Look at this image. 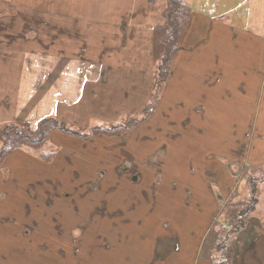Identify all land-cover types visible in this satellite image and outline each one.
<instances>
[{
	"label": "crops",
	"instance_id": "crops-1",
	"mask_svg": "<svg viewBox=\"0 0 264 264\" xmlns=\"http://www.w3.org/2000/svg\"><path fill=\"white\" fill-rule=\"evenodd\" d=\"M97 1L103 9L105 0ZM185 1L192 8V17L159 104L147 121L124 137L95 135L84 142L76 140V149L69 145V150L58 156L55 163L34 159L19 150L6 161L0 172V264H183L186 259L191 264H212L204 254V250L211 249L206 244L211 228L219 222L216 220L220 214L225 215L230 201L240 197L239 194L234 197L237 189L246 184L238 179L240 172L235 175L232 169L237 165L264 166V162L252 163L246 159L249 127L241 123L242 117L247 121L243 111L249 114V104H264V0ZM235 1H239L240 7L225 8ZM154 2L156 5H151L150 0H136L128 8L120 6L128 10L120 17L104 9L108 16L98 22L66 14L52 15L48 23L34 17L19 19L20 23L1 19V50L16 44V49L23 53L25 42L57 41L59 36L70 45L81 42L77 49L87 64L82 61L79 66H71V61L64 72L53 65L46 78L47 68L0 65V93L18 84L19 97L37 98L42 110L36 114L35 123L42 119L38 116L52 114L54 106H75L81 100L80 105L85 103L87 110H91L90 118L101 117L100 108L108 109L109 113L116 111L120 114L118 119L137 117V112L142 113L151 103L155 92L153 38L154 30L164 23L166 2ZM14 6L20 10L21 6ZM201 7L208 12L201 13ZM212 10L221 15L209 17ZM77 25L83 26L74 27ZM27 29H30L27 33L33 32L27 34ZM11 30L14 33L10 34ZM90 50L92 56L88 60L84 54ZM99 50L103 63L96 78L97 58L89 67L94 51L98 54ZM61 72L71 78V85L59 83ZM86 78L91 92L84 98ZM25 79H29L27 86ZM55 79L59 82L53 83ZM51 89L57 90L56 95L63 98L61 102L51 101ZM19 106L23 111V104ZM26 117L21 122L31 123L28 120L31 113ZM95 128L106 129L105 126L92 129ZM253 154L256 157L264 154L263 145L252 149L250 157ZM15 157L14 164L11 161ZM128 159L136 170L125 173L127 169L123 168ZM59 160L64 162L61 171L68 175V180L62 188L66 190L55 193L52 188L58 179ZM246 161L251 163L245 164ZM34 163L38 164L32 169ZM110 169L120 174H108ZM24 173L34 175L31 182L22 180ZM75 179L82 180L79 188L71 187ZM62 181L59 179L56 184L62 185ZM113 183L125 184L128 193L112 196L117 209L98 221L96 248L90 247L82 254L77 249L79 246L71 247L72 255L66 258L61 250L74 242V238L67 237L73 228H78V221L74 225L58 211L80 202L81 233L89 232L88 223L99 216V207L93 209L94 205H87L89 195L99 198L102 189L90 194L92 189L104 184L117 187ZM254 183L251 185L255 188L259 181ZM255 202L258 204V199ZM255 210L256 206L249 210L251 217L245 229L232 241L233 264H264V218L255 214ZM59 217L63 223H58ZM229 218L227 232L232 230L237 218L232 210ZM158 221L161 253L153 255L146 246L142 256L141 247L130 241L129 235L148 224L154 238L153 223L158 226ZM68 225L72 227L67 232ZM110 231L113 242L104 244L102 254L98 244L103 243L105 232ZM101 233H105L103 239Z\"/></svg>",
	"mask_w": 264,
	"mask_h": 264
},
{
	"label": "rangeland",
	"instance_id": "rangeland-1",
	"mask_svg": "<svg viewBox=\"0 0 264 264\" xmlns=\"http://www.w3.org/2000/svg\"><path fill=\"white\" fill-rule=\"evenodd\" d=\"M164 2V0H161ZM10 4L11 6L7 5ZM132 4H136V0H122L121 2H108V0H105L104 3V7L103 9L100 7L101 4L98 5V1L97 0H0V20H9L11 22H18L20 23V21H18L19 19L22 18H26V19H30L31 17L34 18H39L40 20H43L45 22L48 23L50 16L52 15H57V16H64L65 14L68 17H73V18H83V19H90L91 21H97L98 19H102L105 16H108V14H106L104 9H109V12H115L117 14V17H120L122 14L127 13L128 10L125 8H122L120 6L126 5V7L128 8L130 5ZM150 4H154L156 5V2H154V0H150ZM14 5L17 6H21L19 7L20 10H17L16 7ZM71 5H76V7H72ZM65 6H68L67 9H65ZM240 7L239 5V1H235L233 3H228L225 5L226 9H234V8H238ZM201 13L203 12H208L207 9L201 7ZM228 11V10H227ZM220 12L216 11V10H212L210 12V16L209 17H218L220 16ZM53 17V16H52ZM114 16L111 14L110 18L112 19ZM12 18L14 19V21L12 20ZM97 19V20H96ZM109 19V18H108ZM164 19V18H163ZM78 22V21H77ZM102 22V21H101ZM35 28H38V25L35 26L33 25ZM83 25H77L74 26L76 28H79ZM93 24H90V27H93ZM6 27V26H4ZM44 27V26H42ZM60 27V26H57ZM95 27V26H94ZM3 29V28H2ZM30 31V29H27L25 33H27V31ZM44 31V30H43ZM12 32L14 33L13 30H11L10 34H12ZM33 32V31H31ZM30 32V33H31ZM98 32V31H97ZM27 33V34H30ZM10 42V41H9ZM5 43V42H3ZM21 42H18V44ZM81 42L79 43V45L76 43L74 46L73 44H69V42L64 41L63 37L58 36V40L57 41H29V42H25V52H21L20 48L19 50H17V45L16 44H11L8 45L7 47H3L2 50L0 49L1 52V56H4L3 58L0 57V65L1 66H33L35 68H39V69H43V68H47V74L45 76V78L50 74L48 73V69H51V66H56V70H62L64 72L65 67H67V65L71 63L72 65H81L82 61H83V54H81V52L77 49L78 46H80ZM50 46V47H49ZM49 47V48H48ZM61 53H65L64 56H61ZM75 54L77 56H72L71 54ZM92 50L86 52V54H84V57H87V59L89 60L90 55L92 56ZM98 54H96V51H94L93 53V58L90 61V67L94 62V58H97V64L98 66L96 67L98 73L96 75V78L98 76V74L100 73L99 71V66L100 64L103 63L102 61V52L101 50H99L97 52ZM5 59V60H4ZM155 59V58H154ZM77 61H79L77 63ZM84 64H87L86 61H83ZM155 67H154V77H155V87L154 90H157L158 87L156 85L157 80H158V74H159V62L157 59H155ZM83 68V67H82ZM85 68H87V66L85 65ZM12 75V74H10ZM53 75L56 77L57 73H53ZM73 77L75 74H70ZM61 77H62V81L59 82L57 81V79L54 80L53 83L59 82L62 85H65V83H67L68 85H71V78L69 76H67L65 73L63 75V73L61 72ZM95 78V80H96ZM29 79H25L26 82V86H27V81ZM88 78H86L85 83H84V88L82 91V94H84V98L88 97V92H91V87L88 89L87 87H89L88 85L86 86V82H87ZM21 81V80H20ZM19 81V82H20ZM32 81V80H31ZM163 87V86H162ZM30 88V85H29ZM28 88V89H29ZM85 88H87L86 92L84 93ZM26 89V90H28ZM2 90V89H1ZM3 92L0 93V129L1 127H4V125H8V124H12V123H26L29 124L30 127L32 129H36V126L38 123L36 119L37 113H40L39 110V106L40 103H38L37 98H33L30 95H26L25 98H21L18 96V84L14 85L12 84L9 88H4V90H2ZM72 91V89L70 88V92ZM66 92V91H65ZM57 90L56 89H51L49 91V95L52 96L53 98L51 101L53 102H61V99L59 94H57ZM59 93V90H58ZM74 93H78L77 91H75ZM7 95V96H5ZM3 98V99H2ZM83 98V100H84ZM153 98H154V94H153ZM152 100V99H151ZM82 101V100H81ZM80 101V102H81ZM80 102L78 104H76L75 106H64L62 104H60V106H54L53 110L54 112H52V114L46 115L43 114V116H38L39 118H45V117H54L56 119H58L59 121H64L65 123H67L68 127L74 132V134H68L66 132H61V131H57L55 133H53L50 137V140L48 141V143L41 149L38 151H31L28 149H23V150H19L20 152H25L26 154L30 156H32L34 159H38L40 161H42L41 156L44 155L45 157H48L49 154H53V159L51 161H48V163H55L54 161L57 160V157L62 155L64 152H66V150H69V145H71L74 149H76V144L75 141L78 140L83 141V140H88L86 139L85 135L89 134L90 132H93L94 127L97 126H105L106 128H111V127H115V126H119V125H131V123L133 121L132 117L129 118L128 120H124V119H118L120 114H117L116 111L114 112H110L107 109V111L105 109L100 108L99 109V113L95 112V114H99V116L101 117H97L95 116V118H90L93 114H91V110H87V107H85V103L80 105ZM131 103V101H130ZM20 104H23V108L24 110H21V107L19 106ZM259 107V109H258ZM86 109V110H85ZM94 109H98V106ZM146 107L143 108V112H137V117L136 119H143L145 118V116L147 115V112H145ZM248 110H249V114L247 112L243 111V114H247V121L245 122L244 117H242L241 119V123L245 124L249 127L248 131H247V135H248V139L246 142L247 145V149H246V159L250 160L252 163H255L256 161H260V162H264V154H262L259 157H256L255 154H253L252 157H250V152H252V149L254 148H258L261 147L263 145L264 148V104H258L255 106H252V104L248 105ZM253 110V111H252ZM43 111H46V108H44ZM48 111V110H47ZM101 112V113H100ZM31 113V117H28V120L31 123L28 122H21L23 119H27V115ZM45 115V116H44ZM229 118V117H228ZM66 119V120H65ZM138 127V126H137ZM136 127V128H137ZM135 128V129H136ZM134 129V130H135ZM133 130V131H134ZM128 134V133H127ZM74 140V141H73ZM84 142V141H83ZM0 148H1V144H0ZM17 152V151H15ZM16 157L12 159L11 162H15ZM256 160V161H255ZM44 162V161H43ZM246 161L245 164L251 163ZM257 162V163H260ZM131 163V160H127V164L124 165V167H128ZM6 164V163H5ZM15 164V163H14ZM38 163H34L31 165V168L34 169L37 166ZM81 165V163H79ZM30 165V163L28 164ZM57 166V177L58 179L55 181V185L52 189L55 190V193H60L65 191L66 188L62 189L65 186V183L68 180V175L67 174H62V167L64 166V162L59 160L56 163ZM83 165H81L80 167H82ZM249 167V168H248ZM8 168V167H7ZM4 170V169H3ZM108 170V169H107ZM127 169L125 171V173H128ZM136 170V168H135ZM246 170H248V172H245ZM83 173L85 175L88 174L87 170L82 169ZM110 172H108V174H112L113 172H116L118 174H120L119 172L116 171V169H110ZM232 171L234 172V174L236 175L238 172V179L241 180L243 183L245 181L246 184L241 185L236 193L234 194L235 196H239L240 197H236L233 198L230 203L227 205L228 210L225 212V215L221 214L218 216L216 221H219L215 224V227L211 228V231H216L219 228V231L221 235H226V231L229 227V214L231 213V210L237 214V212H241V210L248 204V207H250L253 203V201L255 200V197L258 199V204L254 205V208L256 206V210H255V214H257L258 216H261L264 218V166H255V167H251V166H234V168L232 169ZM241 171L243 174H241ZM8 172V169H7ZM34 172V171H33ZM32 172V173H33ZM122 173H124V170L122 169ZM121 173V174H122ZM140 175V174H138ZM34 175L31 174H22V180H24L25 182H31V178ZM59 179H63L62 181V185L61 184H56V182H58ZM75 184L73 183V186H71L72 188H79L82 184V180H76L75 179ZM99 181V180H98ZM254 181H259V183L256 184V188H257V193L253 196L251 193L252 190V186L251 184H255ZM114 186H117V183H113ZM124 185L121 186V184L117 187H113L112 185L109 184H104V185H97L96 187H94L92 189V192L90 194H95L97 192V190L99 188L102 189V196H100L99 198H96V195H89L90 197V201L88 202L87 205L89 206H93V209H96L97 207H99V216H95L91 219L90 223H88L90 230L89 232H85L81 233V225L79 224V222H81V215H82V211L80 212L78 210V206L80 207V202H73L72 205L70 207H61V209L63 208V210L58 211L60 215H62V217H66L67 220H70L71 222H73L74 225H76V222L78 221V224L76 226H78V228H73V230L70 232V234L68 235L67 239H71L74 238V242L72 243H68L66 246V248H63L61 250L62 253L66 254V258H70V256L72 255L71 253V247H77L79 246L80 251L83 252L87 251L88 248L90 247H95V236L98 234V230H97V224L98 221L101 220V218L105 217L108 218L109 214L114 211V209H117L116 206L113 205L112 203V196H116L119 197L121 195V192L127 194V187H124ZM127 186V185H126ZM72 191V190H71ZM74 194V193H73ZM92 197H94V199H91ZM101 199H103L101 201ZM256 199V200H257ZM259 199H260V203H259ZM118 200V199H117ZM249 202H252V204H250ZM253 208V207H251ZM224 209H226V207H224ZM52 213L54 211H51ZM72 215V216H71ZM73 221H72V220ZM83 220H84V216H83ZM106 221V220H105ZM112 221V217L111 220H109V223L111 225ZM58 223H63V220L60 219L59 217V221ZM101 223V222H100ZM101 226V224H100ZM67 227V232L71 230V225L66 226ZM88 227V228H89ZM217 227V228H216ZM156 228V232H154V238L151 237V229L149 227V225L147 224L143 230H138L136 229L135 231H132L129 235V240L132 242H136L139 244V247H141V251H142V256H144L145 254V247H150V250H148V252H151L153 255L156 254H160L161 250L159 249V245H160V240H158V237L161 236L160 235V222L158 221V226L157 223H153V230H155ZM227 228V229H226ZM108 229V228H107ZM230 229H233V227H231ZM111 230V228H110ZM81 233V234H80ZM106 233V234H105ZM105 237L104 234L102 235L101 233V239H103L104 237V241L103 243L100 241V243L98 244L99 246V252L103 254V248H104V244H109L113 242V237L114 235L111 233V231L105 232ZM47 235V234H45ZM78 238L83 239L82 241H75ZM219 240V238H218ZM213 243V242H212ZM72 244V245H71ZM71 245V246H70ZM83 247L82 249H80V247ZM158 247L156 250L155 248ZM154 248V250H153ZM153 250V251H152ZM234 250V248H233ZM97 253V250H94ZM211 251V250H210ZM90 252V251H89ZM190 252V251H189ZM12 253V252H11ZM71 253V255H70ZM191 253V252H190ZM208 250H204V254H205V259H208ZM211 253H214L215 255L219 256V254H217V252L213 251L210 252L209 255ZM82 254H80L79 256L81 257ZM13 255V253H12ZM150 256V253L148 255V257ZM92 261V259H88L89 261ZM209 260V259H208ZM172 261V260H170ZM43 264V263H41ZM169 264H173V263H169ZM183 264H191L190 259H186L185 262ZM233 264V263H232Z\"/></svg>",
	"mask_w": 264,
	"mask_h": 264
},
{
	"label": "trees",
	"instance_id": "trees-1",
	"mask_svg": "<svg viewBox=\"0 0 264 264\" xmlns=\"http://www.w3.org/2000/svg\"><path fill=\"white\" fill-rule=\"evenodd\" d=\"M166 2V9L164 11V23L158 26L154 30L153 38V56L159 62V74L157 80L158 89L154 92V98L151 103L145 109L147 115L143 119L132 118L131 125H119L109 128H95L93 132L83 136L86 139H90L97 135H106L108 137H124L127 133L133 131L137 126L141 125L155 112L164 86L169 79L172 72L173 61L181 48L182 38L189 26L190 19L192 17V8L185 0H164ZM163 86V87H162ZM61 131L68 134H74V132L68 127L64 121H59L54 117L42 118L36 129H32L29 124L26 123H12L5 125L0 129V172L3 169L6 161L10 156L18 150L28 149L31 151L41 150L50 140L53 133ZM53 154H49L48 157L44 155L41 158L51 161ZM252 186V185H251ZM254 196L257 193V188L252 186ZM256 200V197H255ZM255 200L253 203H256ZM252 204V202H249ZM252 204L248 207V204L236 214V222L231 231L226 232V235L219 234L220 231H211L207 241V247L211 248L208 252H217L219 256L211 253L209 260L212 264H232V258L234 254L232 241L235 235L245 229L251 213L249 210L254 209ZM253 207V208H251ZM219 238V240H218ZM213 242V243H212ZM208 253V254H209Z\"/></svg>",
	"mask_w": 264,
	"mask_h": 264
},
{
	"label": "flooded vegetation",
	"instance_id": "flooded-vegetation-1",
	"mask_svg": "<svg viewBox=\"0 0 264 264\" xmlns=\"http://www.w3.org/2000/svg\"><path fill=\"white\" fill-rule=\"evenodd\" d=\"M128 168H129L128 172L129 171H135V168H134V166L132 164H130L128 167H124L123 169H128Z\"/></svg>",
	"mask_w": 264,
	"mask_h": 264
},
{
	"label": "water",
	"instance_id": "water-1",
	"mask_svg": "<svg viewBox=\"0 0 264 264\" xmlns=\"http://www.w3.org/2000/svg\"><path fill=\"white\" fill-rule=\"evenodd\" d=\"M134 180L136 181L137 180V177L135 176Z\"/></svg>",
	"mask_w": 264,
	"mask_h": 264
}]
</instances>
